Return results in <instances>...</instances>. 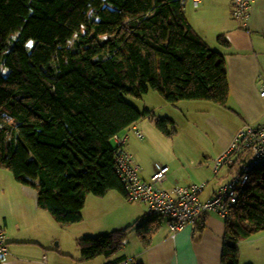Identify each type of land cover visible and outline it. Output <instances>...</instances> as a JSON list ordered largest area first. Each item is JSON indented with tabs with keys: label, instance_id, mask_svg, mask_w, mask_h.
<instances>
[{
	"label": "trees",
	"instance_id": "trees-1",
	"mask_svg": "<svg viewBox=\"0 0 264 264\" xmlns=\"http://www.w3.org/2000/svg\"><path fill=\"white\" fill-rule=\"evenodd\" d=\"M150 91L171 105L230 101L226 60L194 31L185 0H0V168L59 224L82 222L89 194L125 195L115 137L145 117L171 134L172 119L128 101ZM162 218L133 227L144 247ZM225 225L222 264H240V242L264 231V168ZM130 230L79 240L81 261L121 253Z\"/></svg>",
	"mask_w": 264,
	"mask_h": 264
},
{
	"label": "crops",
	"instance_id": "crops-1",
	"mask_svg": "<svg viewBox=\"0 0 264 264\" xmlns=\"http://www.w3.org/2000/svg\"><path fill=\"white\" fill-rule=\"evenodd\" d=\"M188 5L191 6L192 13L189 12ZM185 6L187 19L194 31L211 49L224 56L231 97L228 106L222 108L225 110L213 112L207 119V127L213 134V146L206 147L202 156L208 163L203 164L200 161L199 165L191 167L193 172L186 171L184 179H180L178 175L181 168L172 169L168 164L162 165L170 168L166 183L169 189L175 184L187 186L207 183L208 186L213 179L210 168L213 170L214 160L230 148L234 137L247 125L255 127L264 125V98L261 96L264 88V0H253L247 27L233 18L230 0H203L197 8L194 7L192 0H185ZM220 37L225 38L227 46L219 43ZM133 128L137 129L136 124L129 129L135 135ZM113 142L116 146V141ZM125 150L129 153L127 145ZM129 154L140 167L141 177L150 180L152 176L146 178L141 164L131 153ZM224 168H228L226 173L216 182L217 184L215 183L216 185L214 184L206 197L205 193L202 195L203 201L212 198L231 180L224 182L232 173L230 166ZM222 172L223 170L218 174ZM212 173L214 175V172ZM186 178L187 184H181L186 182ZM188 179L191 181L188 182ZM22 187L25 191L21 192L22 199L30 201L33 207L27 209V216L19 215L18 210L25 208L21 199L17 200L18 206L13 208V212L0 213V226L5 230L9 248L8 255L0 258V264H106L121 257L128 264H222L225 218L214 212L204 214L196 227L189 226L175 236L172 235L166 220L165 226L161 224L149 247H144L137 236L138 242H129L122 253L109 259L101 257L89 262L81 261L79 240L75 252L68 244L63 245V239H67L64 234L60 237L47 233L50 227L47 218L40 217L34 222L32 213L42 210L38 206V192L28 186ZM138 214L140 213L129 221L130 224L147 212ZM50 230L55 232L53 227ZM57 240L60 241V249L54 246ZM239 250L240 264H264V231L240 242Z\"/></svg>",
	"mask_w": 264,
	"mask_h": 264
},
{
	"label": "rangeland",
	"instance_id": "rangeland-1",
	"mask_svg": "<svg viewBox=\"0 0 264 264\" xmlns=\"http://www.w3.org/2000/svg\"><path fill=\"white\" fill-rule=\"evenodd\" d=\"M188 7L190 9L189 12L192 13L191 6L188 5ZM128 101L142 112L148 110L157 120L170 118L175 122L174 125L168 127V130L171 132L170 135L162 133L157 127L156 121L148 117L142 118L136 123L137 129L144 135L143 140L137 138L131 130L124 133L123 136L127 135L130 137L127 144L128 151L141 164L146 178L149 179L158 167L168 164L172 169L181 168L178 175L181 177L180 179H184L186 171L192 170L193 172V166L199 165L200 161L203 164L208 163L207 159H204V156H202L206 147L211 148L213 146V134L211 129L207 127V119L213 112L219 111L223 107L209 101H183L177 105H171L156 91H150L142 100L129 97ZM184 165L186 166L185 168ZM227 169L222 168V174L216 175L214 173L213 175L212 167L210 168L213 179L205 189V197L211 192L212 187L217 184L216 182L222 178L221 176L226 173ZM197 172L200 173L201 171ZM201 174H203V171ZM232 174L233 171L231 177L229 176L224 182L229 181L232 178ZM199 176L200 174L197 175V177ZM196 179L199 180L200 178ZM190 181L191 179H188V182ZM181 184H187V178L186 182ZM21 192L25 191L17 181L15 175L7 169L0 168V213L10 214L13 212V208L17 207L18 201L22 199ZM22 201L25 208H20L18 214L27 216V209L31 208V206L33 207V205L28 200L22 199ZM146 212L148 214L146 204L131 203L120 192L109 191L103 197L91 194L87 196L82 212L84 219L80 223L61 225L45 210H41L38 213L34 212L32 215L34 222L40 217L47 218L48 225L50 226L47 233L57 234L60 237L64 234L67 239H63V245L68 244L73 251L77 252L75 249L77 240L96 238L115 231H122L129 227H131V230L128 233L126 246L131 241L133 243L138 242V235L133 227H135L138 221L143 222L152 216L143 215L131 224L129 221H132L137 216V213L143 214ZM166 220L162 218L161 224L163 223V226H165ZM51 227L55 229V232L54 230H50ZM59 243V240L54 243L57 249H60Z\"/></svg>",
	"mask_w": 264,
	"mask_h": 264
},
{
	"label": "built area",
	"instance_id": "built-area-1",
	"mask_svg": "<svg viewBox=\"0 0 264 264\" xmlns=\"http://www.w3.org/2000/svg\"><path fill=\"white\" fill-rule=\"evenodd\" d=\"M195 8L203 0H192ZM233 18L247 27L251 17L253 0H230ZM264 98V88L261 91ZM137 138L143 134L134 128ZM129 137H115L117 143L116 172L125 190V198L131 203L147 205L148 214L167 219L172 235L187 227H196L201 217L214 212L227 218L238 203L240 193L246 192L255 170L264 168V125L245 126L235 137L232 145L213 162V172L217 175L222 168L230 166L233 176L214 196L203 201L207 183L166 187L170 168L159 167L150 180L141 177L140 167L125 150ZM7 236L0 226V258L8 255ZM124 264H128L125 262Z\"/></svg>",
	"mask_w": 264,
	"mask_h": 264
}]
</instances>
